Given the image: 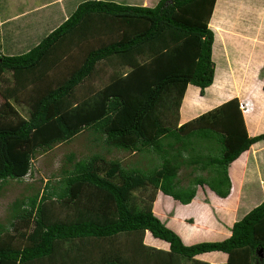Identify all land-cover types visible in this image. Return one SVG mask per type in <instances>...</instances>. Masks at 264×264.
Instances as JSON below:
<instances>
[{"label":"trees","instance_id":"trees-1","mask_svg":"<svg viewBox=\"0 0 264 264\" xmlns=\"http://www.w3.org/2000/svg\"><path fill=\"white\" fill-rule=\"evenodd\" d=\"M214 2L158 0L154 5H142L82 0L29 49L13 54L0 52V74L11 69L15 77L13 85L0 86L4 96L0 105V182L23 176L38 149L70 140L83 130L102 136L108 146L139 153L150 151L156 158L153 161L151 157L149 165L143 167L123 165L119 159L106 158L99 152L81 158L69 153L68 165L63 166L57 182L48 181L41 193L12 202L10 222L14 229L0 233V264H63L67 259L60 255H64L61 251L67 248H61L63 241L145 229L169 244L161 264H182L208 250H243L254 256L258 247L264 253V199L233 222L229 236L192 243H184L179 234L151 210V195L141 197L143 203L137 200L136 190L143 189L146 183L183 203L189 202L196 193V186L202 184L225 196L230 188L229 163L250 144L264 138V132L248 133L236 96L177 126L163 124L152 114V107L169 83L188 82L203 91L212 82L213 29L207 26L205 18ZM166 30H176L197 39L198 56L193 69L164 60L160 54L148 56L156 46L148 42ZM66 39H95L96 44L88 46L80 63L70 66L72 69L66 75L57 73V77L36 90L28 89L30 82L25 97L23 89H27L23 87L29 77L44 75L52 68L55 54L58 56L68 47L56 51L53 45H64L69 42ZM133 49L134 52H130ZM109 56H114L109 65L115 72L118 65L126 62L131 64L130 71L125 76H113L112 81L99 88L97 93L104 97L92 110L81 115L79 112L67 114L74 107H67L59 100L86 76L97 73L100 70L97 63ZM140 56L148 58L140 62ZM20 102H27L28 115L17 108L16 103ZM78 122L81 124L76 125ZM208 129L213 130V140L218 142L219 150L200 164L198 139L210 135L208 132L207 136H199ZM183 150L187 151L185 155L181 153ZM209 162L215 167L212 179ZM182 165L206 171L200 173L201 176L194 174V181L190 180L188 185H178ZM106 197L111 198L112 206L103 203L104 209L101 207V211L91 213L94 201L101 205ZM75 198L82 205L75 213L78 219L63 221L65 216L60 215V205ZM91 214L98 215L99 221L89 218ZM110 217L114 218L108 220ZM36 260L39 262L34 263ZM105 262L103 264H112ZM115 263L130 264L127 259Z\"/></svg>","mask_w":264,"mask_h":264},{"label":"crops","instance_id":"crops-1","mask_svg":"<svg viewBox=\"0 0 264 264\" xmlns=\"http://www.w3.org/2000/svg\"><path fill=\"white\" fill-rule=\"evenodd\" d=\"M80 1L82 0H0V52L13 54L29 49L65 19ZM115 1L154 5L158 0L154 4H150L151 0ZM218 5L220 12L215 17ZM205 22L213 29L212 82L203 91L188 82L169 83L152 107V114L163 124L177 126L236 96L248 133L254 135L264 132V0H224L222 6L220 0H215ZM115 27L120 29L116 24ZM66 40L69 42L64 45H53L56 51L57 48L62 51L66 49H63L64 46L68 47L67 51L58 56L55 54L52 68L44 75L29 77L23 88L27 89L32 82L29 90L37 87L41 89L49 79L57 77V73L66 75L72 69H69L70 66L80 63L88 46L96 44L95 39ZM148 44L156 45L149 57L160 54L164 60L176 61L184 69H193L198 56V42L194 36L166 30ZM130 52L133 53L134 49ZM148 56H140L139 61H144ZM113 58L114 56H109L99 61L97 67L100 66V70L97 73L86 76L68 95L59 100L67 107H74L67 114L75 115L79 112L81 115L92 110L104 97L97 93L99 88L112 81L113 76H125L130 71L131 64L124 67L120 64L115 72L109 65V60H114ZM14 83L15 77L11 69L0 74V86ZM28 89H23L25 97ZM188 96L191 99L187 102ZM3 102L0 87V105ZM74 102L77 104H73ZM79 124L81 123L76 125ZM228 175L230 188L225 196L218 195L207 184H203L197 186L196 193L189 202L183 203L146 183L143 189L136 190L137 200L143 203L141 197L151 195V210L175 230L184 243L220 240L230 235L235 220L264 199V138L250 144L229 163ZM77 200L75 198L70 203L60 205V215L65 216L63 221L78 219L75 213L81 210L82 205ZM103 203L112 206L111 198L106 197L101 205L94 201L91 213L97 209L101 211ZM89 218L99 221L98 215L91 214ZM112 218L114 217L107 219ZM168 246L167 241L155 237L145 229L113 236H85L63 241L61 248H67L61 251L64 255H60L67 258L63 264H103L104 261L114 264L121 259H127L130 264H161ZM108 247L117 254L103 258L109 251ZM259 250L257 247L258 253L254 256L243 250H208L194 255L182 264H195L198 261L199 264H261L264 262V253Z\"/></svg>","mask_w":264,"mask_h":264},{"label":"rangeland","instance_id":"rangeland-1","mask_svg":"<svg viewBox=\"0 0 264 264\" xmlns=\"http://www.w3.org/2000/svg\"><path fill=\"white\" fill-rule=\"evenodd\" d=\"M154 2H156V0H151L150 4H154ZM220 5H224V0H220ZM230 6H232V4H230ZM219 12L220 6L218 5L214 16L218 17ZM263 36L264 35H262V37ZM128 64L129 63L127 62L121 63L122 67L127 66ZM54 75H56V73ZM190 99L191 97L188 96L187 102ZM26 104L27 102H20L16 103V106L22 114L28 115V105ZM208 132L211 134L208 136L205 135ZM213 133V130L210 131L208 129L203 134L199 135L207 136L198 139L199 144L197 146L200 149V158L198 162H200V164L203 163V161L209 160V157H213V153L218 152L219 150L218 142L213 140ZM71 152L75 154V157L80 158L93 152H99L106 158L119 159L123 165L138 164L143 167L149 165L148 163L150 162L149 159H151V157V160H156L154 156L150 155V151L139 153L117 148L115 146H108L103 140L102 136H98L97 133L85 130L70 140L55 143L53 146L47 149H38V151H36L34 156L30 159V168L23 176L18 178H8L7 180L0 182V233L6 231L11 232L14 229L13 224L10 222L12 202L16 198H24L25 196L36 192L41 193L45 183L48 181H51L52 183L57 182L63 166L68 165L66 164L67 156ZM186 152L187 151L183 150L181 153L185 155ZM209 165V170L212 169L210 175L212 179L213 172L215 173V167H213V163L211 162H209ZM205 171L206 170L191 169L190 165H182L178 171L177 184L183 186L188 185L190 180L194 181L193 177L195 175L201 176L200 173H205ZM14 241L17 243L18 238H16ZM109 243L114 244L111 241H109ZM108 249L109 251L103 255V258L117 254L112 251L111 247H108Z\"/></svg>","mask_w":264,"mask_h":264}]
</instances>
